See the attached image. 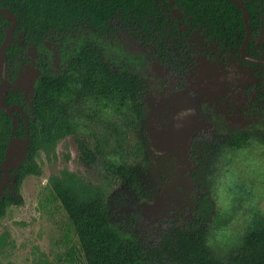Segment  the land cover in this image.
<instances>
[{"label":"trees","instance_id":"16d2710c","mask_svg":"<svg viewBox=\"0 0 264 264\" xmlns=\"http://www.w3.org/2000/svg\"><path fill=\"white\" fill-rule=\"evenodd\" d=\"M169 1L186 9L189 18L184 17L183 23L202 27L226 53L242 58L249 65H264L261 55L264 42L255 38L262 22L264 0H240L247 9L249 37L243 52L248 58H243L240 51L247 30L243 10L232 0H0V7L7 9L0 11V46L6 30L14 23L13 14L17 19L6 46V82L1 93L2 103L12 109L5 110L0 105V185L5 162L13 159L16 163L8 166V181L0 196V219L11 204L22 202L19 191L23 179L41 173L37 160L40 152L50 151L61 138L77 134L84 164L103 160L108 152L98 142L92 148L85 137H80V132L87 127L85 115L97 114L105 97L118 94L121 101L130 98L131 115L126 119L134 122L150 107V96L141 77L113 65L83 37L62 50L57 66L52 64V56L49 59L46 56L28 102L11 78L22 50L28 45L45 44L53 35L70 32L107 35L115 19L143 29H150V23L159 27L168 21L162 4ZM2 64L0 50V82ZM263 83L256 88V99L241 111V118L228 119L227 129L242 130L256 122L264 123ZM16 105L24 108L28 123ZM14 137L28 138V142L14 140L11 143L14 150L8 151ZM231 139L239 142L243 136L237 133ZM121 161L119 167L103 161L107 174L127 181L136 195L137 206L144 208L151 204L133 166ZM189 174L192 192L188 208L183 213L179 208L180 219L159 232L157 240L154 234L137 231L131 222L121 218L126 215L123 204L114 207L104 189L71 171L53 181L52 194L68 215L88 264H264V216L257 218L242 244L226 256L203 246L213 207L207 193L199 189L196 170ZM33 264L53 262L42 254L34 258Z\"/></svg>","mask_w":264,"mask_h":264},{"label":"rangeland","instance_id":"374dc122","mask_svg":"<svg viewBox=\"0 0 264 264\" xmlns=\"http://www.w3.org/2000/svg\"><path fill=\"white\" fill-rule=\"evenodd\" d=\"M162 7L168 21L159 27L150 23V29H143L115 19L107 35L70 32L53 35L39 46L28 45L11 77L29 102L46 56H52V64L57 66L62 50L80 37L91 41L116 67L137 73L150 96L145 115L135 122L126 119L123 126L106 124L94 113L85 115L87 127L80 137H85L92 148L98 142L103 151L117 154L132 165L151 204L137 206L127 181L110 177L102 158L84 164L78 136L69 134L50 151L40 152L37 160L41 173L23 179L19 191L22 202L11 204L0 219V242L4 239L0 264H33L42 254L53 264H88L68 215L52 194L53 181L65 171L104 185L110 203L114 207L123 204L126 215L121 218L137 231L154 234L155 240L159 232L180 219L179 208L180 213L188 208L192 192L188 175L192 170H196L199 189L207 193L199 180L201 170L193 168L190 142L196 149L201 141L198 134L216 133L207 145L208 154L214 151L216 142L225 139L220 133L228 119L241 118V111L256 99V88L264 82V65H249L226 53L202 27L183 23L189 15L180 3L169 1ZM261 21L255 35L258 42H264V8ZM188 108L194 109V114L181 128L174 127L173 117ZM215 218L212 209L210 220Z\"/></svg>","mask_w":264,"mask_h":264},{"label":"clouds","instance_id":"9594fccd","mask_svg":"<svg viewBox=\"0 0 264 264\" xmlns=\"http://www.w3.org/2000/svg\"><path fill=\"white\" fill-rule=\"evenodd\" d=\"M132 104L130 98L121 101L118 94L105 97L97 115L106 124L123 126L131 115ZM194 111L188 108L178 112L173 117L174 127L181 128ZM237 133L243 139L234 142L231 137ZM215 134H198L200 144L194 149L190 142L189 156L193 168L201 170L199 180L216 217L209 221L204 232L203 246L214 254L226 256L242 244L257 218L264 216V123L256 122L242 130L225 128L220 135L226 139L216 142L214 151L208 154L207 145L213 142ZM103 161L112 167L122 163L119 155L112 153H106ZM98 187L103 190L104 185Z\"/></svg>","mask_w":264,"mask_h":264},{"label":"water","instance_id":"95a60500","mask_svg":"<svg viewBox=\"0 0 264 264\" xmlns=\"http://www.w3.org/2000/svg\"><path fill=\"white\" fill-rule=\"evenodd\" d=\"M234 1L239 7L242 8L243 10V17L245 19V22H246V35H245V39L241 45V53L243 55L244 58H248V56L246 54H244L243 52V49H244V45L245 43L247 42L248 40V37H249V29H248V24H247V21H246V18H247V9L246 7L243 5V3L240 1V0H232ZM7 11V9L5 8H2L0 7V11ZM13 17H14V23L11 27H9L7 30H6V33H5V37L3 39V42L0 46V50L2 51L3 53V64H2V69H1V82H0V105L3 109L5 110H11L12 107H8V106H5L3 103H2V99H1V93H2V89L5 85V82H6V63H7V56H6V46H7V43L9 41V38H10V34H11V31L14 29V27L16 26L17 24V19L16 17L14 16L13 14ZM23 115L24 119H25V122L28 123V118H27V114H26V111L24 110V108L20 105H16L15 106ZM22 140L24 142H28V138L27 139H22V138H12L10 140V143H9V147H8V151L9 150H14L13 146L11 145V143L14 141V140ZM11 160L13 159H8L5 164H4V179L0 185V196L2 195L3 191H4V188L7 184V181H8V176H9V173H8V166L10 165H13L16 163V161L13 160V162H11Z\"/></svg>","mask_w":264,"mask_h":264},{"label":"flooded vegetation","instance_id":"af4514ba","mask_svg":"<svg viewBox=\"0 0 264 264\" xmlns=\"http://www.w3.org/2000/svg\"><path fill=\"white\" fill-rule=\"evenodd\" d=\"M240 51H241V48H240ZM241 55H242V53H241ZM242 57H243V55H242ZM244 58V57H243Z\"/></svg>","mask_w":264,"mask_h":264}]
</instances>
